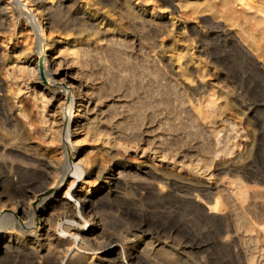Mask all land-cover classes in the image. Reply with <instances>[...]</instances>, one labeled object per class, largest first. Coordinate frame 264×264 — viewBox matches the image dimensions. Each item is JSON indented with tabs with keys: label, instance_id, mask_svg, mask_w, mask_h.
Returning a JSON list of instances; mask_svg holds the SVG:
<instances>
[{
	"label": "bare ground",
	"instance_id": "6f19581e",
	"mask_svg": "<svg viewBox=\"0 0 264 264\" xmlns=\"http://www.w3.org/2000/svg\"><path fill=\"white\" fill-rule=\"evenodd\" d=\"M58 1L59 4L56 9H54L55 7L52 9L53 6L48 7L45 0H0V29L4 30L7 28V25L8 27L11 25L10 28H12V30L9 31L16 34L17 27L22 25L20 19H23V24L27 26V29L32 33L30 36V39L32 40L30 44L31 46H28L23 50L21 48V50L12 53L0 49V154L2 153L3 155L5 153L7 155L9 154V156L12 154L13 156H19V158L22 159V161H16L18 159L10 161L8 158L2 159L0 157L2 159L0 161V169H5L8 173L10 172V174H8V180H10L11 187L14 190L13 195L18 197L16 205L13 203L15 206H10V209H12L13 212L7 211V213L4 214L0 213V256L2 255V252L3 254H7L11 250H16L18 252L22 251L23 255H26V257L29 256L32 260L37 257L44 259L43 256H46V254L41 255L42 251L46 248L45 251L50 253V251L53 250L51 248L54 247L56 251H51L54 254L51 255L50 253L48 255L55 257V264H90L91 261L90 263L88 261L90 257H88L86 253L72 248L73 246L78 245L79 241L83 239L85 241L84 243L88 245V247H86L87 245L85 246L86 250L89 248L91 251H101L97 257L98 262L96 263L98 264H110V262L114 263V261L118 262L117 264H151V260H153L154 257H158L159 249L164 251L163 247L159 248L158 252L155 251L156 247H154L153 241L146 239L144 236L140 238L138 246L134 244L133 247H130L129 241L131 238L128 233L133 229L132 226L125 224L121 219H117L118 217H112L109 221H115L118 224L123 223L122 225H124L123 227L125 228V230H122L123 234L121 233L124 235V238H122L121 241V246L115 244L117 238L114 239L113 235H111V230H108L107 228L110 226V222L108 223L109 216L104 212L96 211L94 209H96L98 201L102 197H108L112 193L115 194L116 197L119 196V193H116L115 190L120 188L121 185L125 188L132 187L138 189V197H128L132 198L134 201H139L147 193H151L153 190L161 197H165L166 194L173 195L172 190H170L168 186H175L180 182L179 179H184V183H187L189 188L195 189L196 187H200H198L197 184L202 183L200 182L201 180L198 181L188 176L185 177L181 172L182 167H180V169L175 167L173 156L177 154L174 153L172 157L170 156L172 152L170 154V151L168 152V143L164 133H162L161 136L159 135V138H156L154 135V137L159 140H157V142H152L144 148L136 142V139L135 142L137 145L135 144L134 146V139H132L131 135L123 133L122 135L117 132V129L120 128V126L117 128V125H120V123H122L121 121L127 118V115L129 116L128 113L133 110L132 107L138 106V108H145L146 106L147 108L153 107L156 104L157 110L154 109L156 111H150V117L158 115L160 119L161 113L159 107H162V105L166 103L164 98H161L162 96L159 98L152 96V98H150L152 93L150 94L147 89L143 90V93L138 90L136 92L134 89V86L136 85L134 79L136 77L133 75L132 67L135 68V65H140V63H142L141 67L143 66L144 69L145 67L146 69L149 68V72L152 70L151 73L155 78L157 76L163 78L167 77H165L164 69H162L163 67H161V63H159L155 56L156 54L154 55L155 47L153 46V42L151 43L146 41V39H140L133 33L134 27L132 26L133 23L131 24V21L134 22V18L131 13L126 10L127 8L124 9L125 12L122 13L123 15H120L122 17H120L117 24L115 23V25L112 26V23L107 22V27L104 29L98 28L97 23L89 17L87 11L81 12L80 9L76 7L75 0ZM100 1L105 5H122V0ZM100 1L98 0V2ZM161 1L166 5L174 7V2L172 0ZM222 2L221 5L225 7L226 11L223 12L224 8H222V13L219 11L220 15L225 18L227 22L239 26L242 36L244 37L243 40H248V35L249 38L254 39L255 36L249 34V29H247L248 27L246 28V25H248V21L245 22L246 17L244 16V12L246 13V11L242 12L243 16L242 14H237V12L240 13L243 10L245 3H248L247 0H222ZM129 5L130 3L128 6ZM212 5L209 3L207 6L212 7ZM238 5H243L242 8L241 6L239 7L242 9L241 11L238 8ZM211 10L213 13H218L217 8ZM7 12L11 17L9 24L8 20L10 19H8ZM152 13L155 14L157 12L152 11ZM132 18L133 20H131ZM207 22L210 24L209 33L213 39L217 37L226 40V42H230V44L237 49L236 52H239L244 58L246 55H249L244 44H242L238 38L232 35L230 36L232 33L229 34L227 31L228 29L226 30L218 24H216L218 26L214 25V21L212 20H208ZM62 25H66L65 36L68 35V37H70L68 34L70 28L75 30V34L70 44H68L70 39L65 36V38L58 41L55 39L50 42L43 41V37L47 34L45 32L46 30H62L63 28H59ZM78 25L83 26V29L75 28L78 27ZM71 26L75 27L73 28ZM149 26H151V28L148 29V32L153 36L154 34L163 31L161 29L163 27L161 22L154 23L157 30L152 25ZM262 26L263 25L260 24L259 28ZM158 29L161 30L158 31ZM196 29V27H192V33L199 34L200 36L201 34ZM250 29H253V27ZM207 35H205V38ZM183 38L184 39L181 37L182 41L184 40L193 45V42H191L193 37L186 38L185 35ZM255 41L256 40H254V42ZM34 43V48H36L35 52L31 49L33 48L32 45ZM57 43L59 44L57 45ZM185 53L186 50L184 51V54ZM113 68H118L119 73H117L120 77L116 75L112 77L110 73H114ZM105 71H107V73H105ZM199 72L200 73L198 74L201 84L212 75L210 72L208 73L206 65L200 66ZM223 77L224 75L219 76L220 80L217 78L212 79L211 85L217 86L218 92H213L211 95L205 96L201 102H198L201 107L206 108L203 110L204 113L201 112L204 114V118L208 117L206 112L212 109V106L209 107L210 103L213 104L216 100L221 99L222 105L220 106L223 108L231 101L229 97L232 94L231 91H233L235 87L232 85L234 88L233 90H230L229 87L231 84H229V82L222 84ZM225 78L226 77H224V80H226ZM125 84H128V87L124 92ZM201 84H197V88L194 89L195 94L199 93L200 90H203L201 89ZM140 87L143 88L144 86L142 85ZM163 87L162 89H156L157 91L153 90L155 91L153 93H155V95H163L171 91L167 89H173L174 91H177V95L180 96V98L176 97L179 102L182 105L187 104L186 90H183L181 86V88H178L179 82L177 83V81L174 82L170 79L169 82L163 83ZM234 97L236 98V96ZM124 99L126 100L125 102L122 101ZM121 106H124V109H120L122 108ZM103 108H105V110H102ZM140 111L142 112V110ZM124 112H126L127 115ZM136 113L139 114L140 112ZM133 114L136 115L135 113ZM141 114L142 113L139 115ZM110 123L117 124L115 127L111 126L112 124L108 126ZM143 126L144 124L142 123L139 131L142 130ZM234 127L235 125L233 128ZM82 129H86L85 131L88 133L90 132V135H92L89 140L91 144L87 147L89 150L83 155L81 151L84 149L78 150V147L72 142V138L78 132L82 131ZM236 130L239 131L237 128L233 129V131ZM139 131L136 130V132ZM144 131L145 130H143V132ZM146 131L148 133L149 131H153V129H146ZM235 133L236 132H234V135L232 136V142L228 145L229 148L228 146L224 147L219 145L220 148L217 149V152L221 151L223 154L216 155V157L208 156L211 158V163L212 165H215V167L217 166L224 170L227 169V171L229 169L232 171L236 170L235 172H237V170L245 164V159H247L250 154L252 155V153H254L253 151L256 147V134L258 133L253 131L248 134V132L247 139L243 137L246 133L243 135L241 134V136L239 135V132L236 135ZM41 134L44 137L42 139H45L44 141L47 144L44 151H39V145H36L33 142L38 136L41 137ZM253 134H255V136ZM251 135H253L254 138H251ZM168 137H170V135ZM133 138H136V136ZM17 142H20V144H17ZM132 146H137L136 148L140 149L143 162L142 169L135 170H142L147 175H150L153 178L152 180L149 179L148 181L143 182L132 179L126 180L124 177L122 178L123 171L128 170L130 173L133 168L118 163L116 166L108 169V167L104 165L105 160H101L102 154L106 158L118 157L119 155L127 157ZM59 147L63 148L60 150L61 152L58 151ZM57 151L60 153L59 158L54 155ZM53 152L55 153L53 154ZM200 164H194L193 161L185 163L184 161L182 165L193 170L195 169L196 172L205 171L202 166L203 164ZM33 175L40 177L46 185L47 183H50L54 187V194L52 195L53 200L49 201L48 199L46 201L44 210H42L39 205L33 206V199L35 200L38 196L33 193V189L36 185H34L35 182H32ZM103 176L106 177L104 184H98ZM67 179H70V182L66 188H64ZM204 183L200 185L203 187ZM92 184H94L96 191L94 189L92 190V188L89 189ZM232 184L234 185L235 191L231 188ZM46 185H42L43 188L45 187L46 189ZM211 186H209V188ZM38 187L39 185L37 188ZM245 187V182L238 177L231 180L230 188L232 190L229 188L231 192L227 188L229 191H226L228 192L227 195L221 194L215 199L214 203L207 204L203 202L202 198L198 197V194L195 199L192 198V201L203 208V211H205L204 213L209 220L219 222L227 220L226 218L230 217L229 215L233 212V208L238 212V215H241V218L237 215L239 223L234 225H237L238 229H241L239 228V224H242L241 226L244 225L246 230L243 229L246 233H242V235L240 234L241 232H237L235 235L227 233L228 235L226 236L224 243H229L234 237H238L242 239V243L243 240L247 238L251 241L254 240V242L255 240H257V242L260 241V244L263 242L261 246H264V225H256L259 222L254 223L248 217L247 220L246 209L244 208V211V205H242L243 207L241 206L243 200H241L240 196L245 193ZM43 188L40 185L41 191H43ZM98 192H100V194L96 195ZM5 201L7 204V200ZM233 216L236 217V215ZM36 219L41 222L42 225L40 229L42 231H34L31 233L32 235H30L31 238L29 241L24 243L25 240L21 239L14 233L17 231H15V228H21L24 230L25 226L31 227ZM60 220H62V223L58 224ZM259 220L260 219H258V221ZM87 225L90 226L88 230L84 228ZM140 227H142V225L139 226V228ZM5 228L12 229L4 231ZM124 232H126L129 237L125 235L126 233L124 234ZM67 234H69L70 237L63 236ZM22 242L29 246L26 251L21 248L23 245ZM239 243L241 244L240 241ZM47 248H50L51 250L48 251ZM59 248H63L67 253L63 255L65 253L63 251L64 253L61 252L62 254L60 255L59 253L62 249L60 250ZM171 253L168 252V256L172 257ZM64 257H67L66 261L64 260ZM255 258L256 257L253 256V254L252 257L250 254V260L252 262H254ZM45 262L44 264L48 263ZM261 262L264 263V259L261 260Z\"/></svg>",
	"mask_w": 264,
	"mask_h": 264
},
{
	"label": "rangeland",
	"instance_id": "374dc122",
	"mask_svg": "<svg viewBox=\"0 0 264 264\" xmlns=\"http://www.w3.org/2000/svg\"><path fill=\"white\" fill-rule=\"evenodd\" d=\"M87 1L88 0H75V5L77 8L80 9L81 12L87 11L89 17L92 18V20H94L97 23L98 28L105 29V27H107L106 26L107 22L112 23V26H114L115 23L117 24L118 21L120 20V17H122L120 15L124 13L125 12L124 9L127 8L126 10H128L134 18V20L133 18L131 19L134 21V22L131 21V24L133 23L132 26L135 28V29L133 28L134 30L133 33L135 34L136 37L140 39L142 38V39H146V41L148 42L151 43L153 42V46L155 47L154 55L156 54L155 56L157 57L159 63H161V67H163L162 69H164L163 71L165 77H167V78H163L157 76L155 78V76H153L151 73L152 70L151 72H149V68L146 69L145 67L144 69L143 66L141 67L142 63H140V65H135V68L132 67L134 73L133 75H135L134 77H136L134 79L136 83L134 89L136 90V92L137 90L142 92L143 90L147 89L150 92V94L152 93L150 98H152V96L156 98L162 96L161 98H164V101L166 103H164L162 107H159L161 113L160 119L158 115H155L154 117L153 116L150 117L151 112L157 110L156 104L153 107H147V108L146 106L145 108H138V106L132 107L133 112L130 111L128 113L129 116L127 115L126 112H124L127 115V118L121 121L122 123H120V125L119 124L117 125V128L120 126V128L117 129V132L119 134L123 133L126 135L127 134L131 135L132 139H134V143H133L134 146L135 144L137 145V143H139V145L144 148L147 145H150L152 142H157V140L159 139L156 138H159V135L161 136V134L164 133L166 141L168 143V148H167L168 152L170 151L169 154L172 152L170 156L172 157L174 153L177 154L173 156L175 167L177 169H180V167H182L181 172L183 175H185V177L188 176L198 181L201 180L200 182L202 183L205 182L203 187L201 186L202 183L197 184L198 187L199 186L201 187V188L199 187L200 189L197 187L195 189H192L189 188L187 183H184V179L182 180L179 179L180 182H178V184H176L175 186H171V185L168 186L170 190H172L173 195L166 194L165 197H161L156 194V191L153 190L151 193H147L139 201L132 200L133 197L139 196L138 189L132 187H129L130 189L125 188L122 187L123 185H121L120 188L115 190L116 193H119V196L116 197V195L112 193L108 197H102L98 201L97 204L98 208L96 207V209L94 210L104 212L109 216L108 223L110 222L109 223L110 226L107 228L108 230H111L110 232L111 235H113V238L114 239L117 238L115 244H119L121 246L122 238H124V235H122L123 234L122 230H125V228L123 227L124 225H122L123 223L118 224L115 221L113 222L109 221L110 219H112V217H116V218L118 217L117 219H121L123 220V222H125V224H129L132 226L133 229H131L130 232L128 233V235H130L131 238L129 241L130 247H133L134 244L138 246L140 243V238L143 236L146 237V239L148 240L150 239L153 241L154 247H156L155 251L158 252V249L163 247L164 251H161V249H159L158 257H154L153 259L154 261L151 260L152 261L151 264H248V263L264 264L263 262H261V260L264 259V248H263L264 246H261L263 242L260 244V241L257 242V240H255L254 242V240L251 241L246 238L245 240H243L242 243V239L238 237H234L229 243H224L225 238L228 235L227 233L229 234L231 233V235L232 234L235 235L237 232L238 233L241 232L240 233L241 235L242 233H246L245 231L246 229L244 225L243 227L241 226L242 224H239L240 225L239 228L241 229H238V226L234 225V224H238L239 223L238 220L239 218H241V215L240 214L238 215V212L235 211L234 208H233V212L231 211L232 213L229 215L230 217L226 218L227 220H222V222L221 221L219 222V221L209 220L206 214L204 213L205 211H203V208L198 204L196 205V203H193L192 201V198L195 199L196 195L198 194V197H201L203 202L207 204L214 203L215 199H217L218 196H220L221 194L227 195V193L229 192L228 190H230L231 188L233 189V191H235L233 184L232 187L230 188L231 180L239 177L245 182L246 185L245 193H243L240 196L241 200H243L242 202L243 204H241V206L244 205V207L243 206L242 207L243 209L244 208L246 209V211L244 209V211L246 212V219L248 217L254 223L259 222L256 225H264V3H263L264 0H252V1L247 0L248 2L247 4L249 5H247L246 3L245 5L243 4L244 5V6L242 5L243 10L241 9L242 6L238 5V8L241 6V8L239 9L240 11L241 10L242 11L240 13L237 12V14H242L243 16L242 12L246 11V13L244 12L245 14L244 16L246 17L245 22L248 21L247 22L248 25H246V28L248 27L247 29H249L248 30L249 34L251 35L253 34L252 36L256 37V39L255 37L253 39V38H249L248 35V40H243L244 37L242 36V33L238 25L227 22L226 19L220 15V13H222V8L225 9V7L221 5L223 3L222 0H190V1L172 0L174 2V7L171 5L164 4L161 0H125V1L122 0L121 1L122 3L120 2L122 5H113V6L105 5L101 3L100 0H99L100 2H98V0L96 1L89 0L88 2ZM45 3L46 5L48 4L47 5L48 7L53 6L52 9L54 7H55L54 9H56V7L59 4V1L45 0ZM129 3L130 5L128 6ZM209 3L210 5L213 4L212 5L213 8L207 6ZM195 6L198 8V10ZM216 8L218 10V13H213L211 9H216ZM224 9L223 12L226 11V9L225 10ZM152 11L154 12L156 11L157 13L153 14ZM219 11L221 12L219 13ZM7 16L8 19H10L8 20V24H9V22L11 21V17L8 12H7ZM207 19L210 21L211 20L214 21V25L218 24L219 26L221 25L222 27H224V29L226 30L228 29L227 31L229 32V34L232 33L230 34V36L232 35L238 38V40L242 44H244L246 50H248L247 53L251 55L250 56L246 55V57L244 58L239 52H236L237 49L235 48V46L233 47V45L230 44V42H226V40H222L217 37L213 39V37L209 33L210 24L207 22L208 21ZM259 19L261 20V23ZM146 21L149 23H147ZM20 22L22 25L18 26L20 28L17 27L16 34L12 31H9L12 30V28H10L11 25L9 27L7 25V28L4 27L5 28L4 30L0 29L4 32L3 33L2 31H0V49L12 53L17 50H21V48L23 50L24 48L31 46L30 44L32 40L30 39V36L32 35V33H30V30L27 29V26L23 24L24 22L23 19H20ZM157 22H161V24L163 25L161 29L163 31L159 33L158 31H160L161 29H158V31H156L158 33L154 34L153 36L148 32V29L151 28V26L149 25H152L153 27L156 28V26H154V23L156 24ZM249 24L251 25V27ZM260 24L263 25L261 28H259ZM71 27L74 28L75 26H71ZM192 27L193 28L196 27L197 28L196 30L201 35L199 36V34L192 33L191 30ZM249 27L250 28L253 27L254 30L250 29ZM59 28L61 29L63 28V29L62 30L54 29L53 31L46 30L45 32L47 34L43 37V41L50 42L51 40L54 39L58 41L61 40L62 38L67 37L70 39L68 43L70 44L75 34L74 33L75 30L71 28L70 30L68 29L69 30L68 34L70 36L68 37V35L66 36L64 35L66 34L65 31L66 25H62ZM75 28L83 29V26L78 25V27ZM167 29L169 30L170 34L168 33ZM10 32L12 33L9 34ZM181 33L183 34L184 37L186 35V38L193 37L191 41L193 42V45L192 43L189 44V42H186L184 40L182 41L181 37L182 39L184 38ZM205 35H207L206 38ZM254 40L256 41L254 42ZM58 44L59 43H57V45ZM32 47H33L31 48L32 51L35 52L36 49L34 48L35 43L32 45ZM185 50L186 53L184 54ZM203 65H206V69L208 70V73L210 72V74L212 75L211 77L207 78V80H204L205 82L203 81L201 84L198 73H200L199 67ZM113 70L114 73L113 72L110 73L112 77L115 75L118 76L119 73L118 68L117 69L113 68ZM105 73H107V71H105ZM223 75L224 77H226L225 79L227 81L224 80L223 77L222 84L223 83L226 84L227 82H229V84H231L229 87L230 90H233V88L235 87L234 90L231 91L232 94L230 93L231 95L229 97V99L232 102L230 101L227 104V106L223 107L224 109L220 106L222 105L221 99L216 100L215 103L213 104L210 103L209 107L212 106V109L206 112V115L208 117L204 118L203 110H205L206 108L201 107L198 104V102H201V100L205 96L207 95L209 96L213 92L216 93L218 92L217 86L211 85L212 79L217 78L220 80L219 76H223ZM170 79L173 80L174 82L175 81H177V83L179 82L178 88L182 87L183 90L184 89L186 90V95H187L186 97L188 100V102H186L187 103L186 105L185 104L182 105L179 102L177 98L178 97L180 98V96H178L176 93L177 91H174L173 89H167L171 91L163 95L156 94L157 95L156 96L155 93H153L157 91L156 89H162L163 83L169 82ZM197 84H201L203 87V88L201 87V89L203 90L202 91L200 90L201 92L199 91V93L195 94L194 89L197 88ZM142 85L144 86L143 88L140 87ZM127 87L128 84H125L124 92L125 90H127ZM234 96H236V98ZM125 99L127 100L126 97ZM125 99L122 101L125 102L126 101ZM123 107L120 109H124ZM102 110H105V108H103ZM140 110H142V112ZM136 112L138 113L140 112L142 114L139 115L140 113L137 114ZM133 113H135L137 116L134 115ZM142 123L144 124V126L142 127V130L139 131V128L142 125ZM111 124L112 123L108 124V126ZM116 124L114 123L111 126L115 127ZM234 125H235L234 128H237L239 131L237 130L233 131ZM146 129H153V131H149L147 133ZM85 130L86 129H82V131L78 132L72 138V142H74V144L78 147V150L84 149L81 151L82 155L88 152L89 149L87 147L91 144L89 140L92 137V135H90L91 133L90 132L88 133ZM136 130L139 132H136ZM143 130H145L146 132L145 131L143 132ZM253 131L258 133L256 134V147L254 148L253 151L254 153H252V155L250 154L247 157V159H245L244 161L245 164L241 166V168L238 169L237 172H235L236 170L232 171L231 169L227 171V169L226 170L220 169V167L216 166L218 168L217 169L215 165H212L210 157L211 156L216 157V155L223 154L221 151H218L219 152L218 153L217 149H219L220 146L227 147L230 144V142H232L233 140L232 136L234 135V132H236L235 135L238 134L239 132L240 136L241 134L243 135L246 133L243 137L247 139L248 134H250ZM154 135L156 138L154 137ZM169 135L170 137H168ZM253 135L255 136V134ZM253 135H251L250 137L252 138ZM134 136H136V138H133ZM42 138L44 137L41 134V137L38 136V138H35L33 140V142L36 145H39L38 148L39 151H44V149L47 147V144L44 141L45 139ZM135 139L137 143L135 142ZM17 144H20V142H17ZM134 146L131 147L129 155H127V157L126 156L124 157L123 155H119L118 157L106 158L102 154L101 160L103 161L105 160L104 165H106L108 169L116 166L118 163L125 165L126 167L133 168V170H131L130 173L128 170L123 171L124 173L122 175V178L124 177L126 180L127 179L140 180V182L148 181L149 179L152 180L153 178L150 175L144 173L142 170L140 171L135 170V169H142L143 162H142L140 149L136 148L137 146L136 147ZM62 149H63L62 147H59L58 151ZM58 151L56 153L53 152V154L55 153L54 155L59 158L60 153ZM0 155L2 159L8 158V160L10 161L16 159H18L16 161H22V159H20L19 156H15V155L13 156L12 154H10L9 156V154L7 155L4 153L3 155L5 157L2 155V153ZM1 158L0 161L2 160ZM184 161L185 163H188L189 161H193L194 164H200L201 162L200 165L203 164L202 166L203 169H205V171L196 172L195 169L193 170L186 166H183L182 164L184 163ZM8 174H10V172L8 173L7 171H5V169H0V180H1L0 181V213L1 214L7 213V211L13 212V210L10 209V206L11 207L15 206L16 201L18 200L17 199L18 197L13 195L14 190L11 187L10 180H8L9 177ZM33 176H32L33 179L32 182H35L34 185L36 184L33 189L34 191L33 193H35V195H38L37 198H35V200L33 199V206L39 205L40 208L44 210L45 208L44 205L46 201L48 199L49 201L53 200L52 195L54 194V187L50 183L49 184L47 183L46 185L45 182L41 180L40 177H36L35 175ZM105 180L106 177L103 176L101 180L98 182V184H104ZM69 182L70 179H67L64 184V188H66ZM38 185L39 187L37 188ZM40 185L42 188L43 186L46 185V189L44 187L43 191H41ZM209 186L211 187L209 188ZM94 187H95L94 184H92L89 187V189L92 188V190L94 189L96 191ZM36 190H40V191H36ZM99 194L100 192L96 193V195ZM130 196L132 198H128ZM12 199H16V200H12ZM5 200H7V204ZM233 215H236V217L238 215L239 218L238 217L236 218ZM258 219L260 220L258 221ZM235 220L237 221V223ZM61 221L62 220H60L58 224L62 223ZM41 225H42L41 222L36 219L35 222L31 225V227L25 226L24 230L21 228H15V231L16 230L17 231L14 233L17 236H19L21 239L25 240L24 243H26L31 238L30 236L32 235L31 233H33L34 231H38V232L42 231L40 229ZM141 225L142 227L139 228V226ZM84 228L88 230L90 226L87 225ZM7 229L10 230L12 228H5L4 231H7ZM125 233L126 232H124V234ZM57 234L60 235L59 233ZM125 235H127V233ZM63 236L70 237L69 234ZM239 241L241 242L242 245L239 243ZM84 242L85 241L81 239L78 245L75 246L72 245L73 246L72 248L77 249L80 252L86 253L87 256L90 257V259H88L89 263L91 261L92 264H98L96 263L98 262L97 257L101 251L100 250L91 251L89 248L86 250L85 246L87 244ZM24 243L21 246V248L26 251L29 246ZM86 247H88V245ZM45 249L42 251L41 255L46 254L47 256L50 253L51 255L54 254L51 252L55 250L54 247L51 248L53 250L47 248L48 251L51 250L50 253L46 252ZM59 249L60 250L62 249V251H60L59 253L61 255L62 254L61 252H63L64 250L63 248H59ZM17 252L18 251L16 250H11L7 254H3L2 252V255L0 256L1 257L0 264H38V263L44 264L45 261H46L45 263L48 262L47 264L56 263V262L54 263V261H56L55 257L51 255H48L47 256L48 258L44 255L43 258L44 259L46 258L45 261L44 259H40L39 257L32 260V258H29V256L26 257V255H23L22 251L18 252V254ZM168 252L169 253L172 252L171 253L172 257L168 256ZM66 253L67 252H65L63 255H65ZM250 254L251 257L252 254L253 256L256 257L254 262L250 260ZM66 259L67 257H64L65 261ZM115 263L117 264L118 262L115 261L114 263L110 262V264H115Z\"/></svg>",
	"mask_w": 264,
	"mask_h": 264
}]
</instances>
